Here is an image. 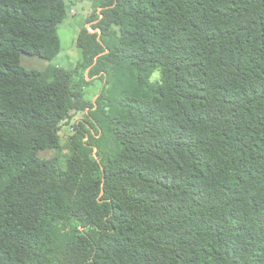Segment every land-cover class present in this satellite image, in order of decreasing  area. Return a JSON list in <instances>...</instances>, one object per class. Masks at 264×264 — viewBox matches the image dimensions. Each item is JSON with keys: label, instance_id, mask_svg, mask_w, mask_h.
<instances>
[{"label": "trees", "instance_id": "trees-1", "mask_svg": "<svg viewBox=\"0 0 264 264\" xmlns=\"http://www.w3.org/2000/svg\"><path fill=\"white\" fill-rule=\"evenodd\" d=\"M92 3L0 0V264H264V0Z\"/></svg>", "mask_w": 264, "mask_h": 264}, {"label": "rangeland", "instance_id": "rangeland-1", "mask_svg": "<svg viewBox=\"0 0 264 264\" xmlns=\"http://www.w3.org/2000/svg\"><path fill=\"white\" fill-rule=\"evenodd\" d=\"M64 2L66 6V17L58 26L60 50L56 58L53 60V63L63 67H74L80 59V51L76 46L77 33L81 26L85 24L86 18L92 14L94 8L92 0H64ZM21 63L26 69L38 70H43L49 64L46 60L30 54H23L21 57ZM82 74H84L87 81L86 83L82 82L84 85L82 87L84 97L90 102H94L103 90L105 79L88 77L86 71H83ZM150 80L153 82L160 80L159 70L152 73ZM106 87H104V91L108 90L110 94L111 89H113L115 85L109 83ZM84 115V112L71 113L69 118L64 120L60 125V147L58 149L40 150L38 153L39 156L42 158H50L56 154H59L62 157L66 156L69 153V137L74 132L75 124L83 119Z\"/></svg>", "mask_w": 264, "mask_h": 264}, {"label": "built area", "instance_id": "built-area-1", "mask_svg": "<svg viewBox=\"0 0 264 264\" xmlns=\"http://www.w3.org/2000/svg\"><path fill=\"white\" fill-rule=\"evenodd\" d=\"M90 30H92L91 28H89Z\"/></svg>", "mask_w": 264, "mask_h": 264}]
</instances>
